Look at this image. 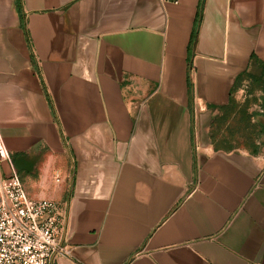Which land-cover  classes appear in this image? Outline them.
Instances as JSON below:
<instances>
[{
    "label": "crops",
    "instance_id": "obj_1",
    "mask_svg": "<svg viewBox=\"0 0 264 264\" xmlns=\"http://www.w3.org/2000/svg\"><path fill=\"white\" fill-rule=\"evenodd\" d=\"M252 56L264 0H0V178L68 205L53 264H264V113L209 135Z\"/></svg>",
    "mask_w": 264,
    "mask_h": 264
},
{
    "label": "built area",
    "instance_id": "obj_2",
    "mask_svg": "<svg viewBox=\"0 0 264 264\" xmlns=\"http://www.w3.org/2000/svg\"><path fill=\"white\" fill-rule=\"evenodd\" d=\"M177 4L178 0H160ZM10 157L0 142V162ZM53 180L61 181L55 174ZM67 204L51 199H31L15 172L0 178V264H53L68 256L59 247Z\"/></svg>",
    "mask_w": 264,
    "mask_h": 264
},
{
    "label": "rangeland",
    "instance_id": "obj_3",
    "mask_svg": "<svg viewBox=\"0 0 264 264\" xmlns=\"http://www.w3.org/2000/svg\"><path fill=\"white\" fill-rule=\"evenodd\" d=\"M258 75L259 68L253 66L249 76ZM238 89L233 104L217 110L211 121L209 135L215 150L255 151L260 145L263 131L255 121V115L264 113L262 86L248 77Z\"/></svg>",
    "mask_w": 264,
    "mask_h": 264
},
{
    "label": "trees",
    "instance_id": "obj_4",
    "mask_svg": "<svg viewBox=\"0 0 264 264\" xmlns=\"http://www.w3.org/2000/svg\"><path fill=\"white\" fill-rule=\"evenodd\" d=\"M251 61H252V64L255 66V67H258L259 68V75L258 76H249V73L250 71H247V72H243L241 73L239 76H237V78L235 79V83H234V86H233V89L231 91V94L234 93V91L236 89H238L240 87V85L242 84V82L247 79L248 77L250 79H252L253 81H255L259 86H262V91L264 93V63L258 61L255 57H251ZM190 86V84H189ZM191 94V92H190ZM233 101H234V97L231 95L230 98H229V103L226 105V106H223V107H220L218 108L219 109H226V108H229L231 104H233ZM214 122V120H213ZM211 136V135H210ZM211 138V137H210ZM212 139V138H211ZM254 152V151H252Z\"/></svg>",
    "mask_w": 264,
    "mask_h": 264
}]
</instances>
